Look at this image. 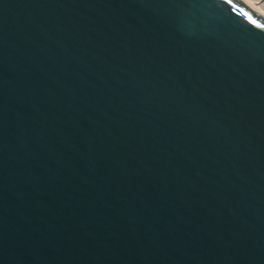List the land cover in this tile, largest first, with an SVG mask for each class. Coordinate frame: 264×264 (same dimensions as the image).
<instances>
[{
	"label": "water",
	"instance_id": "water-1",
	"mask_svg": "<svg viewBox=\"0 0 264 264\" xmlns=\"http://www.w3.org/2000/svg\"><path fill=\"white\" fill-rule=\"evenodd\" d=\"M0 264H264V8L0 0Z\"/></svg>",
	"mask_w": 264,
	"mask_h": 264
},
{
	"label": "bare ground",
	"instance_id": "bare-ground-1",
	"mask_svg": "<svg viewBox=\"0 0 264 264\" xmlns=\"http://www.w3.org/2000/svg\"><path fill=\"white\" fill-rule=\"evenodd\" d=\"M253 1H255L258 5H260L264 8V1L263 0H253Z\"/></svg>",
	"mask_w": 264,
	"mask_h": 264
},
{
	"label": "crops",
	"instance_id": "crops-1",
	"mask_svg": "<svg viewBox=\"0 0 264 264\" xmlns=\"http://www.w3.org/2000/svg\"><path fill=\"white\" fill-rule=\"evenodd\" d=\"M264 1V0H263Z\"/></svg>",
	"mask_w": 264,
	"mask_h": 264
}]
</instances>
